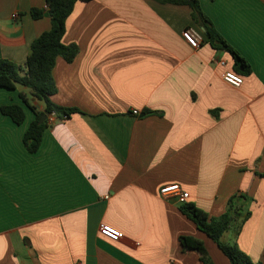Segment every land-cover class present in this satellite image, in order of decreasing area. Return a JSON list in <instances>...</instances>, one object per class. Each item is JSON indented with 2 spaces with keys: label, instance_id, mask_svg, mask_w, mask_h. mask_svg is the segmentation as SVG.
<instances>
[{
  "label": "crops",
  "instance_id": "1",
  "mask_svg": "<svg viewBox=\"0 0 264 264\" xmlns=\"http://www.w3.org/2000/svg\"><path fill=\"white\" fill-rule=\"evenodd\" d=\"M46 2L0 0V59L25 64L52 27ZM199 2L250 67L240 88L223 79L236 60L210 44L190 6L91 0L76 3L62 39L77 57H59L53 70L51 100L79 113L47 118L37 153L24 146L35 113L21 94L37 112L45 104L23 86L0 89V108L27 114L22 125L0 116V264H202L183 237L230 264L183 203L161 194L176 184L189 193L184 204L210 217L242 196L236 206L251 216L223 241L264 264V0ZM187 29L200 34L199 48Z\"/></svg>",
  "mask_w": 264,
  "mask_h": 264
},
{
  "label": "trees",
  "instance_id": "2",
  "mask_svg": "<svg viewBox=\"0 0 264 264\" xmlns=\"http://www.w3.org/2000/svg\"><path fill=\"white\" fill-rule=\"evenodd\" d=\"M88 2L91 0H47L46 5L51 17L52 27L49 31L39 36L31 46V53L23 66H19L9 60L0 59V89L15 90L18 85L30 89L31 95L37 101L43 102V112H37L25 95L21 98L25 106L35 113V119L26 131L23 142L26 149L35 154L39 151L43 134L48 127V120L40 123L45 113L57 114L60 118H70L71 115L79 113L76 108H66L55 104L51 97L56 93V85L53 70L59 57L68 63L75 60L79 53L76 45H64L62 39L66 33V23L72 14L77 2ZM159 3L175 5H188L193 10L194 21L204 28L210 44L216 49L230 52L236 60L235 72L240 75L249 73L250 67L246 61L222 38L213 27L210 19L204 14L199 0H154ZM34 19H40L43 11L33 9L31 11ZM241 69H244L241 71ZM154 115L157 112L147 111ZM8 116L18 125H22L27 118L25 107L10 104L0 108V116ZM242 196H235L231 200V208L219 217H210L209 214L194 205L182 204V213L193 221L198 229L213 240L230 264H261L254 262L249 255L240 250L236 243L229 244L223 241V236L230 230L235 232L236 237L241 233L243 225L250 218L251 212L245 211L243 206L237 207ZM184 252H195L202 264H214L204 244L192 238H181Z\"/></svg>",
  "mask_w": 264,
  "mask_h": 264
},
{
  "label": "built area",
  "instance_id": "3",
  "mask_svg": "<svg viewBox=\"0 0 264 264\" xmlns=\"http://www.w3.org/2000/svg\"><path fill=\"white\" fill-rule=\"evenodd\" d=\"M183 38L192 48H199L202 43V39L200 34L192 29H187L183 32ZM222 66H226L225 62H220ZM224 81L236 88H240L244 83V78L239 73L234 70L225 71L223 74ZM135 115H139L138 111L133 112ZM59 119V116L55 113L49 114L48 120L50 122H55L56 119ZM68 119L67 117H63L62 120ZM161 194L166 197H175L179 202L184 203L189 199V193L184 192L182 188L176 184L171 186H165L161 189Z\"/></svg>",
  "mask_w": 264,
  "mask_h": 264
},
{
  "label": "water",
  "instance_id": "4",
  "mask_svg": "<svg viewBox=\"0 0 264 264\" xmlns=\"http://www.w3.org/2000/svg\"><path fill=\"white\" fill-rule=\"evenodd\" d=\"M145 115H146V114H142V116H145ZM48 116H49V114H48V113H45V114L43 115L42 119L40 120V123H43L44 121H46L47 118H48Z\"/></svg>",
  "mask_w": 264,
  "mask_h": 264
},
{
  "label": "rangeland",
  "instance_id": "5",
  "mask_svg": "<svg viewBox=\"0 0 264 264\" xmlns=\"http://www.w3.org/2000/svg\"><path fill=\"white\" fill-rule=\"evenodd\" d=\"M223 240L227 242V238H226V237H224V239H223Z\"/></svg>",
  "mask_w": 264,
  "mask_h": 264
}]
</instances>
